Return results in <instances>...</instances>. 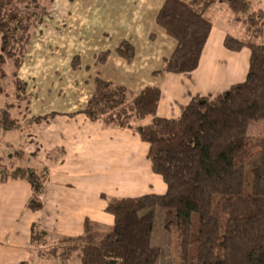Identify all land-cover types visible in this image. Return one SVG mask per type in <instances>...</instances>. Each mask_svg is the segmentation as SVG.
<instances>
[{"label":"trees","instance_id":"obj_1","mask_svg":"<svg viewBox=\"0 0 264 264\" xmlns=\"http://www.w3.org/2000/svg\"><path fill=\"white\" fill-rule=\"evenodd\" d=\"M217 5L226 7L243 29L242 37L228 35L224 44L232 52L249 50L246 81L217 96H197L180 118L168 120L157 117L158 88L133 94L96 78L82 113L106 128L136 130L167 191L110 198L105 212L114 218L112 226L98 234L87 219L81 236L59 238L50 249L47 233L34 225L32 241L44 246L45 258L59 264H158L163 252L153 240L160 208L162 228L175 234L179 264H264V134L250 135L255 111L264 114V43L258 41H264V10L255 9L252 0H163L156 22L176 41V49L154 75L198 69L213 29L208 12ZM49 19L47 0H0V95L10 75L16 100L28 98L19 73L36 30ZM115 54L132 62L136 48L123 41ZM111 56L110 51L100 53L95 63L105 65ZM79 60L74 59L75 69ZM10 108L0 115V134L20 128L18 119L6 114ZM23 157L22 151L11 158L0 155V184L26 180L33 193L29 206L38 211L48 173L17 165Z\"/></svg>","mask_w":264,"mask_h":264},{"label":"crops","instance_id":"obj_2","mask_svg":"<svg viewBox=\"0 0 264 264\" xmlns=\"http://www.w3.org/2000/svg\"><path fill=\"white\" fill-rule=\"evenodd\" d=\"M144 1H149L150 5L139 11L135 6L137 3L133 8L129 4L134 0H128L126 15L133 22L125 27L117 25L114 36L119 39L111 44L107 42L111 34L104 31L102 36L106 37L107 45L99 46L101 50L97 48L95 54H90L91 62L80 55L67 59L70 77H76L79 69L85 73L99 71L90 74L86 80L88 88L81 100H77L76 86L68 90L66 87L63 90L53 88L51 93H45L56 100L53 110L43 111L44 107H40L42 102L35 108L36 115L30 122L35 129L32 128L34 132L29 135L28 154L24 150L18 151L24 152L23 164L30 153L36 155V162L29 160L25 167L48 173L40 197L42 207L38 211L31 210L29 203L33 193L26 180L9 179L0 184V264H59L58 260L43 256L44 246L39 248L33 243L34 225L47 233L50 249L59 238L81 236L87 219L96 227L107 229L112 226L114 218L105 212L110 198L166 193L167 186L162 177L152 171L149 146L136 130L106 128L102 122L92 121L82 113L91 98L96 78L123 85L133 94L149 87L158 88L161 100L157 117L168 120L180 118L195 97L217 96L246 81L250 66L249 50L232 52L224 44L230 35L227 27L231 26L226 21L228 14L224 16V27L213 23L196 71L155 76L154 73L161 70L165 60L174 53L176 41L156 22L163 0ZM225 9L219 6L216 13H226ZM129 19H123V23ZM44 36L45 32L41 37ZM123 41L131 42L136 48L132 62L115 54ZM107 51L112 52L109 61L105 65H97L95 56ZM76 57L80 59L78 69L73 67ZM26 62L19 78L28 85L21 76ZM79 90L82 94L83 88ZM93 198L99 199L98 203L94 204Z\"/></svg>","mask_w":264,"mask_h":264},{"label":"rangeland","instance_id":"obj_3","mask_svg":"<svg viewBox=\"0 0 264 264\" xmlns=\"http://www.w3.org/2000/svg\"><path fill=\"white\" fill-rule=\"evenodd\" d=\"M159 1L162 2V0ZM47 2L50 7V19L47 20L46 26L36 30L26 65L23 73H21L22 79L28 82L30 95L24 102L19 103L16 100L15 89L10 75L3 82L5 94L0 95V115H2L3 109L12 107L10 111L6 110L8 113H5L11 115L14 119L17 118L20 126L16 132L0 134V155L7 158L15 156L18 150H24L28 154L29 135L34 132L31 129H35L30 123L32 117L36 115L35 108L42 102L40 107H44L43 111L53 110L56 102V100H53V96L51 94L50 97L47 96L46 92L51 93L53 88L63 90L66 87L68 90L70 87L76 86L78 90L77 100L79 98L81 100L86 92L84 90L88 88V85L85 84L86 80L90 78V74L94 75L99 72L96 69L93 73H85L79 69L76 77L72 76V78L70 77L71 73L68 75L70 64L67 59L80 55L91 62V55L97 52L96 49L99 46L100 48L104 47L107 42L111 44L119 39L117 35L114 36L117 25L123 24L122 26L125 27L133 22L126 15L129 6L134 8V3H137L135 6L141 11L145 5L147 8L150 5L149 1L144 0H134L129 6H126L128 0H111L110 3H106L107 0H47ZM252 3L255 9L264 10V0H252ZM219 6L217 5L208 12V16L213 23L224 27V16L228 14L226 21L228 20L231 26L227 27L228 34L242 37V27L234 23L232 14L227 9H225L226 13H216ZM123 19H129L130 21L123 23ZM115 20H118V23H115ZM104 31H109L111 34V38L107 42H105L106 37L102 36ZM44 32L45 36L42 38L41 36ZM258 41L264 43L261 39ZM100 48L97 50H101ZM83 60L82 62H84ZM82 66L84 67V63H82ZM7 71L10 73L9 67H7ZM80 87L83 88L82 94L79 93ZM37 91H39V95H37ZM261 134H264V114L261 109H257L253 117L250 135L257 136ZM30 155L27 156L24 164L17 159V165L21 167L27 166L29 160L36 162V155ZM93 199L94 204L98 203L99 199ZM156 213L157 219L153 242L163 252L158 264H179L180 251L177 247L175 234L173 231L169 233L162 228L163 211L158 208ZM104 230L105 227L95 226V231L98 234ZM74 263H77V261L74 260Z\"/></svg>","mask_w":264,"mask_h":264}]
</instances>
